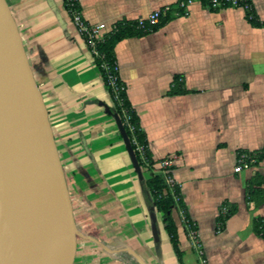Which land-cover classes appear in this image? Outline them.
<instances>
[{"label":"crops","instance_id":"obj_1","mask_svg":"<svg viewBox=\"0 0 264 264\" xmlns=\"http://www.w3.org/2000/svg\"><path fill=\"white\" fill-rule=\"evenodd\" d=\"M6 1L78 206L79 236L98 247L101 263L87 259L96 251L81 257L90 264H140L131 249L147 264H178L162 215L109 111L113 101L91 49L63 0ZM178 1L78 0L86 22L107 27ZM251 6L264 23V0H251ZM185 11L173 7L160 27L119 41V77L153 159H173V176L207 264H264V236L253 228L255 219L264 222V196L247 197L250 182L264 189V158L235 171L239 152L264 149V24L251 25L242 8L211 10L199 0ZM174 75L182 77L185 92L168 95ZM225 202L234 211L217 230ZM172 216L182 263L197 264L180 211L173 209Z\"/></svg>","mask_w":264,"mask_h":264},{"label":"water","instance_id":"obj_2","mask_svg":"<svg viewBox=\"0 0 264 264\" xmlns=\"http://www.w3.org/2000/svg\"><path fill=\"white\" fill-rule=\"evenodd\" d=\"M113 115L135 168L121 121ZM26 206L42 227L43 264H72L78 230L65 173L17 24L0 0V264H15L9 216Z\"/></svg>","mask_w":264,"mask_h":264},{"label":"trees","instance_id":"obj_3","mask_svg":"<svg viewBox=\"0 0 264 264\" xmlns=\"http://www.w3.org/2000/svg\"><path fill=\"white\" fill-rule=\"evenodd\" d=\"M199 1H201V3L206 6L209 0ZM74 7L76 9H79L78 1H75ZM65 8L67 9L66 6ZM169 17L170 13L167 12L159 18L156 24L149 25L146 23L143 25V27H139L136 20L117 21L115 23V28L105 32L103 34V39L97 43L96 47L102 58L94 57V62L99 70L100 78L113 101V106L109 109V111L119 117L125 131V135L129 141V145L131 147L135 160V171L137 172V175L144 189L149 193L155 210L162 215L163 227L168 235L172 250L175 254L178 264H183V252L179 248L178 229L172 216V210L176 208L182 213V216L186 220L185 227L188 226V228L194 229V226L189 218L187 206L183 201L180 187L177 184L169 186L166 182V175L164 174L163 169L156 168V164H158L160 160H155L152 157L146 134L140 127L138 115L132 108L127 97L124 83L119 77L118 65L115 56V45L119 41L128 37L141 36L150 31H153L163 25L169 19ZM246 17L254 27H258L264 24L263 22H260L258 20L252 6L249 10H246ZM102 63L106 64V69L102 67ZM29 64L31 67L30 62ZM109 77H116V84L118 86L116 95L109 86ZM183 92H185V88L182 77L179 75H174L169 89L167 90V94L175 95L181 94ZM134 140L140 146H142V153H139L136 150ZM249 156L251 158H254L256 160L255 163H257L259 160L264 158V149L261 151L250 152ZM169 169L172 170L173 167ZM144 172L148 173V177H143ZM169 173L170 171L166 174L169 175ZM250 183L247 187L248 199L252 200V194H255L258 195L257 198H259L258 201H260V199H262L264 196V189L261 187L251 188ZM221 205L226 206L227 210L225 213L219 212L217 214V230H221L224 227L226 220L234 211V207H231L226 202ZM253 228L255 232H257L261 236H264V222L261 220V218H257L254 220Z\"/></svg>","mask_w":264,"mask_h":264},{"label":"built area","instance_id":"obj_4","mask_svg":"<svg viewBox=\"0 0 264 264\" xmlns=\"http://www.w3.org/2000/svg\"><path fill=\"white\" fill-rule=\"evenodd\" d=\"M75 1L78 0H63L64 5L67 7V10L71 16L72 22L74 24V27L78 33H80L83 38L86 41V44L88 47L91 49V52L93 54V57H99L102 58L100 53L97 50V43L103 39V34L107 31H110L115 28V23H113L110 27H107L104 23H98V24H89L86 22L82 16L80 9H76L74 7ZM192 0H179L175 5H166L163 6L160 9H156L149 13L146 17L139 18L137 19V24L139 27H143L144 24H149V25H154L158 22L159 18L166 14L167 12H170V10L174 7L175 9H179L182 11V13H185V9L187 4H189ZM206 7L211 10H216V9H222V8H242L244 10H249L251 8V0H209ZM102 67L104 69L107 68L105 63H102ZM109 86L115 93L117 94L118 91V86L116 84V77H109ZM127 119V118H126ZM131 130V128H130ZM134 144L136 146V150L139 153H142L143 148L140 146L135 140ZM172 158H164L161 159L158 162V168L163 169L164 174L166 175V182L169 186H173L177 184L175 181V178L173 176V172L171 167L172 165ZM255 159L251 158L249 156V153L247 152H241L237 154V160H236V166H235V171L239 172L243 167L248 166L250 164L255 163ZM169 173L167 175L166 173ZM178 185V184H177ZM179 186V185H178ZM180 187V186H179ZM227 210L226 206L220 205L218 208L217 213L222 212L225 213ZM182 221L184 225L186 224V220L182 216V213L180 212ZM187 231V235L190 239L191 245L196 252L198 256V260L200 264H207L205 256L203 255V248L200 242V239L198 238L196 232L194 229L188 228V226L185 227Z\"/></svg>","mask_w":264,"mask_h":264},{"label":"bare ground","instance_id":"obj_5","mask_svg":"<svg viewBox=\"0 0 264 264\" xmlns=\"http://www.w3.org/2000/svg\"><path fill=\"white\" fill-rule=\"evenodd\" d=\"M31 206L9 216L15 264H43L42 227Z\"/></svg>","mask_w":264,"mask_h":264},{"label":"rangeland","instance_id":"obj_6","mask_svg":"<svg viewBox=\"0 0 264 264\" xmlns=\"http://www.w3.org/2000/svg\"><path fill=\"white\" fill-rule=\"evenodd\" d=\"M144 176L147 177L148 176V173L145 172L144 173ZM71 202H72L73 213H74V218H75V223H76L77 221H80L79 216H78V211H77L78 206H77L76 202H73V201H71ZM173 216H174V218L176 220V223H177V225L179 226V229H180L179 230V234H180L181 241L184 242L183 241V234H182V230H181L182 228H181V225H180V222H179V219H178V216H177L176 211L173 212ZM77 223H76L77 230L80 231V228L78 227ZM79 231H78V234H77L76 254H75V257H74V260H73V263L72 264H79L80 262H82L84 264H90L92 262L93 263H101V257L99 255V253L101 254V252L99 251L98 247H95L93 245H89L86 241H83L80 238V236H79V234H80ZM183 246H184V244H183ZM169 249H170V247H169ZM85 251H94V252L96 251V254L95 255H92L91 257L89 255H87V259L90 258V260L92 262L88 261L87 259H83L81 257V254L83 252H85ZM197 264H200V263L198 262Z\"/></svg>","mask_w":264,"mask_h":264}]
</instances>
